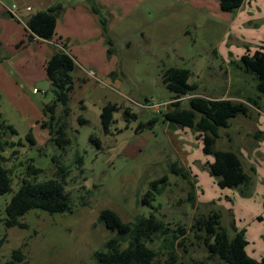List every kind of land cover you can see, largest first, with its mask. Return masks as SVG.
Masks as SVG:
<instances>
[{
  "label": "rangeland",
  "instance_id": "1",
  "mask_svg": "<svg viewBox=\"0 0 264 264\" xmlns=\"http://www.w3.org/2000/svg\"><path fill=\"white\" fill-rule=\"evenodd\" d=\"M24 1L8 0L7 4L25 9ZM100 1L96 0L98 7L106 10ZM112 1L111 12L104 11L111 44L100 31L99 15L92 12L87 16L90 35L80 36L70 28V49L78 62L69 93L70 111L66 116L63 104L58 103L52 121L54 129L65 125L69 144L61 146L51 140L49 130L41 126L45 106L56 99L54 91L29 82L33 78L27 77L26 62L15 64L16 58L22 60L30 52L28 58L32 56L33 47L23 46L16 57L0 62V110L17 130L11 138L15 146L4 152L12 182L11 190L0 195V262L10 260L13 251L20 249L24 258L18 264H98L96 253L116 235L101 218L103 209L113 210L124 222L133 223L137 216L163 221L168 234L151 243L161 261L175 253L178 264H228L210 253L191 228L196 217L215 210L231 233L234 228L245 230L246 252L261 259L264 165L253 176L250 196L241 195L238 188L219 186L209 172L208 163L214 157L204 153L203 138L190 127H173L160 112L178 100L188 107L191 97L174 98L166 88L162 75L171 67L190 70L189 83L197 85V96L245 101L258 94L255 75L238 68V61L247 47L254 52L264 46V41L258 42L264 38V25L257 29L260 24H246V11H222L219 0ZM94 28H100L99 32ZM4 48L8 55L12 53L11 46ZM155 102L161 105L155 107ZM109 103L119 109L108 133L101 112ZM261 103L263 108L264 100ZM255 114L231 119L229 127L220 129L216 148L249 157V147L256 144L255 120L251 119ZM30 132L35 143L28 137ZM92 134L99 137L100 146L91 140ZM56 161L69 170L64 183L73 211L51 213L35 208L21 218L25 227L6 226L7 204L23 178H57ZM173 163L189 175L175 173ZM252 163H258L255 157ZM31 165L40 172L34 173ZM246 165V171L254 167ZM192 186L194 201L188 198ZM182 227L185 235L180 234ZM173 230L177 238L172 237Z\"/></svg>",
  "mask_w": 264,
  "mask_h": 264
},
{
  "label": "trees",
  "instance_id": "2",
  "mask_svg": "<svg viewBox=\"0 0 264 264\" xmlns=\"http://www.w3.org/2000/svg\"><path fill=\"white\" fill-rule=\"evenodd\" d=\"M67 0H57L45 9L31 14L26 21L29 31V39L35 38L51 40L56 35L58 18L64 13ZM92 13L99 15L102 33L109 44L112 43L109 36L108 21L96 0H86ZM245 0H219L220 9L227 13H234L242 7ZM60 37L57 41L62 48H56L46 63L47 76L51 81L49 89H52L56 99L52 104L44 108L45 119L41 126L49 130L61 146L71 141L66 136L65 125H58L56 129L52 121L56 118L58 103H62L67 116L70 108L69 93L74 87L73 72L76 69V61L68 51V40ZM1 52V46H0ZM110 53L111 51L108 50ZM238 68L246 74H254L255 88L258 92L255 96L246 97L245 101H237L226 98H208L195 95L197 85L189 83L190 70L178 67L168 68L162 75V81L166 88L174 93V98L182 99L191 96L188 107H182L181 100L172 102L165 111H161L164 118L173 127H190L198 132V137L203 138V151L212 155L214 160L208 163L210 174L217 179L219 186L223 188H238L241 195L252 194L253 176L256 173L254 167L246 171L241 155L231 149L216 148V141L220 137V129L229 127L231 119L240 114L250 116L251 106L260 108L261 98H264V46L258 47L254 52L247 47L245 53L238 61ZM263 93V94H262ZM251 105V106H250ZM119 109L117 104L109 103L102 108L101 120L106 132H111V124L114 121V113ZM129 113V112H128ZM48 118V119H47ZM47 119V120H46ZM62 122L61 118L58 123ZM17 134L16 128L8 123L0 110V195L11 190L12 178L9 169L5 166L7 157L4 152L7 147L15 146L11 138ZM32 143H35L32 132L28 134ZM255 140L264 139V131L253 134ZM91 140L100 146V139L91 135ZM57 162V178L38 181H30L23 178L20 188L13 195L6 207L5 224L8 227H25L26 223L21 221L25 213L31 209H42L48 212H71L73 211L72 200L66 190L64 180L69 170L61 162ZM82 163V162H81ZM34 173L41 169L31 165ZM172 170L177 174L187 177L188 171L172 164ZM37 178V177H36ZM194 186L189 193V200L194 201ZM101 218L107 226L116 231V235L109 239L105 249L96 253L98 264H178L179 258L171 253L166 261L158 259V253L151 243L156 237H163L169 232L165 223L154 216H137L135 222H124L120 216L111 209H103ZM195 234L204 240L210 249V253L219 256L228 264H264V256L255 259L246 252L248 241L245 230H237L231 233L228 228L221 224V214L212 210L208 214H202L195 218L191 227ZM180 234L185 235L186 228H180ZM173 238H177L173 230ZM24 255L20 249L14 250L12 258L0 264H18ZM182 264H192L185 262Z\"/></svg>",
  "mask_w": 264,
  "mask_h": 264
},
{
  "label": "crops",
  "instance_id": "3",
  "mask_svg": "<svg viewBox=\"0 0 264 264\" xmlns=\"http://www.w3.org/2000/svg\"><path fill=\"white\" fill-rule=\"evenodd\" d=\"M7 1L8 0H0V46H1L0 62L16 57V55L22 51L23 46L24 47L30 46V48L33 47L34 52L32 56L28 58L29 54L31 53L30 52L28 56H26L22 60H18L16 58L15 64L21 61L24 63L26 62V65L28 64V67H29V70L27 72V77L33 78V80L32 81L30 80L29 82L32 84L34 82V84H36L40 88L42 85L45 84L44 83L45 81H49V86H48V89H49L51 85V81L49 77L47 76L46 63L56 48H62V44L59 41H57L58 38L61 37L63 40H66V39L68 40V44H67L68 51L72 54V51L70 49L72 31H70V28L71 30L75 29L76 34H79L80 36L82 35L86 36V35L91 34L90 32L92 28L88 25L89 22H88V17H87L89 16V13H91L88 3L86 2V0H67L65 11L58 18V21H57L55 37L51 40H44V39H39V38L30 40L28 36L29 31L26 27L27 19L31 16L35 8H37V10L45 9L51 4H53L54 2H56L57 0H26V2L24 1L25 3L24 5L30 6L31 10L21 8L19 12L17 13L19 18H15V17L13 18V16L11 17L9 16L8 12L6 11V6H9L7 4L8 3ZM101 1L100 2L102 4L103 3L106 4L107 6L106 10L111 12L112 7L114 5L113 1L112 0H101ZM101 11L104 14V11L103 10ZM240 11L241 13L243 11H246L245 13L249 16V18L245 20V23L248 24L249 26H257L258 24H260L259 27L257 28L259 29L261 25H264V22H263L264 21V0H245L244 4L240 8ZM67 25L68 27H66ZM109 29H110V26H109ZM99 30L100 28L93 29V31L96 33H98ZM100 31H102V28ZM263 41H264V38L258 40V42H263ZM4 46L6 47L11 46V49L13 50H11L12 53L10 55H8L5 52ZM73 57L76 61V57L74 55ZM24 63L23 65H25ZM38 91L37 92L34 91V93H38ZM262 100H264V98H261V101ZM251 108H252L251 114H250L251 116H247V117H252V112L255 111L256 114L254 118H251L255 120L254 121L255 130L256 132L264 131V107L262 108V103H261L260 108H256L253 106H251ZM47 133L48 132H45V131L41 132L43 136L44 135L47 136ZM255 141H256V144L249 147L250 149L249 157H247V155L241 154L242 155L241 158H243L242 159L243 165L245 166L247 163L246 166H248V168H250L251 166H254V168L256 169V174L258 175L260 173L258 170L259 167L264 165L263 164L264 139L255 140ZM252 157H255L258 163L253 164ZM261 159H263V161L260 164L259 162ZM262 176H264V173ZM261 181L264 183V179H262ZM259 216L262 217V215H259Z\"/></svg>",
  "mask_w": 264,
  "mask_h": 264
},
{
  "label": "built area",
  "instance_id": "4",
  "mask_svg": "<svg viewBox=\"0 0 264 264\" xmlns=\"http://www.w3.org/2000/svg\"><path fill=\"white\" fill-rule=\"evenodd\" d=\"M6 9H7V11L10 13L11 16H13V17H15V18H19L17 13L19 12V10H20L21 8H20L17 4H12V5H10V6H6ZM25 9H27V10H31V7H30V6H26ZM91 73H93V72H91ZM34 91L37 92L38 89H37V88H34ZM154 105H155V107H156V106H160L161 104L155 102Z\"/></svg>",
  "mask_w": 264,
  "mask_h": 264
},
{
  "label": "water",
  "instance_id": "5",
  "mask_svg": "<svg viewBox=\"0 0 264 264\" xmlns=\"http://www.w3.org/2000/svg\"><path fill=\"white\" fill-rule=\"evenodd\" d=\"M44 83H45V84L42 85L40 88H42V89H48L49 81H45Z\"/></svg>",
  "mask_w": 264,
  "mask_h": 264
}]
</instances>
